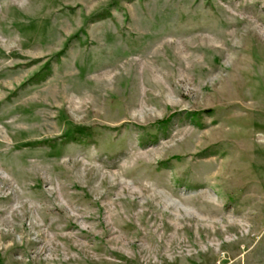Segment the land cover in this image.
<instances>
[{
	"label": "rangeland",
	"instance_id": "374dc122",
	"mask_svg": "<svg viewBox=\"0 0 264 264\" xmlns=\"http://www.w3.org/2000/svg\"><path fill=\"white\" fill-rule=\"evenodd\" d=\"M0 264H264V0H0Z\"/></svg>",
	"mask_w": 264,
	"mask_h": 264
}]
</instances>
